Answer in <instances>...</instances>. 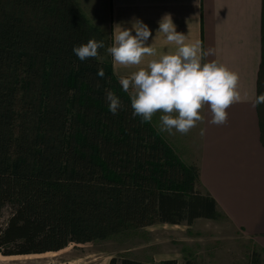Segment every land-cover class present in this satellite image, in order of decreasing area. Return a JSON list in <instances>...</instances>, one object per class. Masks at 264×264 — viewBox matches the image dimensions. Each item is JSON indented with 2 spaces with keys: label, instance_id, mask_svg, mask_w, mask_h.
Listing matches in <instances>:
<instances>
[{
  "label": "trees",
  "instance_id": "trees-1",
  "mask_svg": "<svg viewBox=\"0 0 264 264\" xmlns=\"http://www.w3.org/2000/svg\"><path fill=\"white\" fill-rule=\"evenodd\" d=\"M93 38L73 0H0V213L9 209L2 255L223 215L199 189L197 169L132 117L109 57L75 55L74 46ZM106 90L124 105L115 115ZM108 264L147 263L114 257Z\"/></svg>",
  "mask_w": 264,
  "mask_h": 264
},
{
  "label": "crops",
  "instance_id": "crops-1",
  "mask_svg": "<svg viewBox=\"0 0 264 264\" xmlns=\"http://www.w3.org/2000/svg\"><path fill=\"white\" fill-rule=\"evenodd\" d=\"M97 41L113 43V26L133 18L149 26L150 45L158 52L175 50L157 34L158 21L169 13L178 32L189 42L200 41L209 53L203 62L216 61L239 74L242 100L233 104L224 125H214L206 105L204 122L187 134L160 131L157 112L149 122L186 166L197 169L199 189L208 192L220 212L252 244L264 251V104L253 107L264 94V0H73ZM157 34V35H156ZM135 35V32H133ZM105 47L98 49L99 55ZM102 59V58H100ZM111 67L119 78L137 67ZM150 57L145 58V63ZM145 64L140 65V67ZM205 129L203 137L200 130ZM196 220H209L198 218Z\"/></svg>",
  "mask_w": 264,
  "mask_h": 264
},
{
  "label": "clouds",
  "instance_id": "clouds-1",
  "mask_svg": "<svg viewBox=\"0 0 264 264\" xmlns=\"http://www.w3.org/2000/svg\"><path fill=\"white\" fill-rule=\"evenodd\" d=\"M126 27L124 22L113 26V43L107 52L116 65L125 68L137 67L128 76L119 77V84L131 100L132 117L141 122H151L157 112L160 116V131L174 134L173 129L187 134L204 122L201 110L207 105L214 125L228 121V109L242 100L239 91V74L216 61L203 62L209 53L204 52L200 41L189 42L184 33L178 32L169 13L158 21L157 34H163L167 45L175 50L158 52L155 38L148 45L152 33L149 26L139 18H133ZM135 32V35H133ZM156 34V35H157ZM103 40L89 39L86 44L74 46L73 52L80 61L96 58L98 49L104 48ZM150 57L145 63V58ZM145 66L140 67V65ZM101 78L105 73L98 69ZM109 111L115 115L123 109L121 99L111 90H106ZM264 104V94L255 98L253 107ZM205 129L200 130L203 137Z\"/></svg>",
  "mask_w": 264,
  "mask_h": 264
},
{
  "label": "rangeland",
  "instance_id": "rangeland-1",
  "mask_svg": "<svg viewBox=\"0 0 264 264\" xmlns=\"http://www.w3.org/2000/svg\"><path fill=\"white\" fill-rule=\"evenodd\" d=\"M107 48L99 58L108 59ZM8 215L7 208L0 213L1 224ZM253 253H257L259 264H264V252L222 215L215 220H196L191 225L155 223L92 242H71L57 251L0 254V264H108L114 257L147 264L163 260H176L177 264H254Z\"/></svg>",
  "mask_w": 264,
  "mask_h": 264
},
{
  "label": "bare ground",
  "instance_id": "bare-ground-1",
  "mask_svg": "<svg viewBox=\"0 0 264 264\" xmlns=\"http://www.w3.org/2000/svg\"><path fill=\"white\" fill-rule=\"evenodd\" d=\"M46 255V254H48V252L47 253H43V255ZM3 257H5V258H9V259H11L13 256H3ZM17 257V256H16Z\"/></svg>",
  "mask_w": 264,
  "mask_h": 264
}]
</instances>
